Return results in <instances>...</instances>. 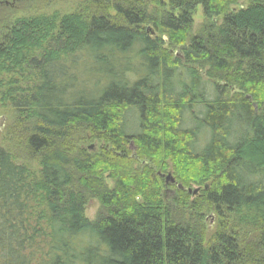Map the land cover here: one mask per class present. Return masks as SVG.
I'll list each match as a JSON object with an SVG mask.
<instances>
[{
  "label": "trees",
  "instance_id": "16d2710c",
  "mask_svg": "<svg viewBox=\"0 0 264 264\" xmlns=\"http://www.w3.org/2000/svg\"><path fill=\"white\" fill-rule=\"evenodd\" d=\"M242 1L84 0L0 26V75L31 78L1 93L25 158L0 147V264H264V0Z\"/></svg>",
  "mask_w": 264,
  "mask_h": 264
},
{
  "label": "rangeland",
  "instance_id": "374dc122",
  "mask_svg": "<svg viewBox=\"0 0 264 264\" xmlns=\"http://www.w3.org/2000/svg\"><path fill=\"white\" fill-rule=\"evenodd\" d=\"M83 1L84 0H0V26L10 27L15 22L20 20H30L38 17L48 18L49 20H59L61 17L69 16L79 12L83 6ZM249 4V1L243 0L238 6L233 7V10L238 11L240 9H245ZM205 22L206 20L202 16L201 9L198 7L193 13V26L191 33L195 35ZM213 23L215 26H220L222 23V18H215ZM146 29L148 30L151 28L146 27ZM155 37L157 36H152V38ZM165 48L167 47L165 46ZM171 52L173 55L178 56L181 53V49L177 47L172 49ZM17 79L20 81L19 85L25 87L26 85H29L31 78L29 79L27 73H24L20 78H17L16 75H0V147L10 151L12 156H21L25 158L24 153H22L19 149V138L17 139L16 137H13L12 133H9L10 128L16 125L14 124L16 123V121L14 122L15 112L11 105H9L8 101H3V98L1 97V93L6 90L7 86L14 82V80L17 81ZM12 129H14V127ZM89 137L90 136L86 137L87 142L83 145L86 150L97 152L102 147H108L102 142L91 140ZM20 162H23V160ZM23 163L27 164L32 170L36 169L35 162L28 161ZM171 175L172 174L170 170L165 173V177ZM170 185L173 184L169 181H165V187L168 186L167 191L164 193L165 201H167V199H169V197L172 195V189L169 188ZM191 189H195V187H191ZM98 210L99 205L95 200L88 201L85 207V217L89 221H93L96 214L98 213ZM239 217L240 220L244 219V216L242 215H239ZM230 220L233 222V224L230 226L236 228L234 232L240 234L241 237L243 235L248 237L251 236L246 234V227H241V225L236 222L239 220L235 216L230 218ZM203 224L205 229V244H207L221 223L219 222V218L214 215V212L210 211L204 213Z\"/></svg>",
  "mask_w": 264,
  "mask_h": 264
},
{
  "label": "water",
  "instance_id": "95a60500",
  "mask_svg": "<svg viewBox=\"0 0 264 264\" xmlns=\"http://www.w3.org/2000/svg\"><path fill=\"white\" fill-rule=\"evenodd\" d=\"M165 181H169L170 183H174V179L171 176H166Z\"/></svg>",
  "mask_w": 264,
  "mask_h": 264
}]
</instances>
